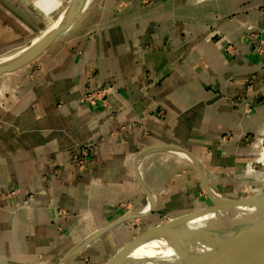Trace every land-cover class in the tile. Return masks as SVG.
I'll use <instances>...</instances> for the list:
<instances>
[{
	"label": "crops",
	"instance_id": "1",
	"mask_svg": "<svg viewBox=\"0 0 264 264\" xmlns=\"http://www.w3.org/2000/svg\"><path fill=\"white\" fill-rule=\"evenodd\" d=\"M13 1L0 0L3 43ZM87 2L39 57L0 75V264H60L128 216L66 263L108 264L212 207L209 190L241 199L264 185V0ZM216 223L173 247L172 264L234 227ZM156 241L134 251L140 264Z\"/></svg>",
	"mask_w": 264,
	"mask_h": 264
},
{
	"label": "water",
	"instance_id": "2",
	"mask_svg": "<svg viewBox=\"0 0 264 264\" xmlns=\"http://www.w3.org/2000/svg\"><path fill=\"white\" fill-rule=\"evenodd\" d=\"M87 3V0H70L67 9V18L64 22L55 27L53 30L49 31L47 34L45 33L41 35L35 43L27 44L21 49L16 50L14 52L0 55V75L16 71L21 67L28 65L37 57H39L44 51H46V49H48L54 43V41L60 36V34L69 29L74 24V22L80 17L82 12L84 11ZM179 150L183 151L181 149ZM187 155L194 160L198 167H200L197 162V159L193 155H191L190 153H187ZM209 192L213 201V206L207 209L205 212L201 213L197 217L188 219L180 224L173 225L172 227L168 228L167 230L161 233H156L150 237L144 239H136L132 241L129 245L121 249L117 253V255H115L108 262V264H140L141 259L132 255L134 251H136L140 246L149 243L153 240H163L165 243H168L170 246H173L181 238L190 234L200 233L210 228L214 222H217L220 219L230 217L225 216V213H230L232 215L240 213L257 206L264 201V185L256 193L241 199L216 195L210 190ZM127 219L128 216H124L108 228H105L102 231L90 236L88 239L78 245L74 250L68 253L60 264H66L68 260L73 257V255L77 253L83 246L100 237L111 227H114L121 221Z\"/></svg>",
	"mask_w": 264,
	"mask_h": 264
},
{
	"label": "bare ground",
	"instance_id": "3",
	"mask_svg": "<svg viewBox=\"0 0 264 264\" xmlns=\"http://www.w3.org/2000/svg\"><path fill=\"white\" fill-rule=\"evenodd\" d=\"M52 5V0L45 1V7L50 8ZM65 9L57 21L51 26L45 27L46 29L42 31L41 35L47 34L66 20L68 6ZM39 37L30 44L35 43ZM262 155H264V152ZM260 159L264 160L262 156ZM224 215L230 217L220 219L217 222H231L234 227L230 229V233L225 232L219 238L220 240H216L213 237H210V239L201 238L196 242V245H191L190 248L195 249L201 247L210 248L205 250V254L200 253L194 264L199 262L208 264H264V201L249 210L233 215L230 213H225ZM213 224L218 223L214 222ZM198 234L187 235L173 246L163 240H159L160 242L156 241L144 251L145 260L142 264H172L177 256L183 252L181 249L171 252L172 248L178 246L181 240L188 237L198 238Z\"/></svg>",
	"mask_w": 264,
	"mask_h": 264
},
{
	"label": "rangeland",
	"instance_id": "4",
	"mask_svg": "<svg viewBox=\"0 0 264 264\" xmlns=\"http://www.w3.org/2000/svg\"><path fill=\"white\" fill-rule=\"evenodd\" d=\"M13 3L14 4L12 12L10 14L5 13V15H7V17H9L11 20L9 24H7L6 28L8 31H10L12 40L9 43L0 42V55L14 52L17 47H20L24 44L27 45L30 42L28 40H31L33 38L36 39L37 37H39L42 34L40 32H42L47 27L51 26L59 18L60 14L63 13L65 6L69 3V0H52L53 5L50 8L45 7L44 0H30V3L32 5L31 10L26 7L25 1L21 3L20 0H14ZM2 5L3 4H0V8L4 7ZM25 14H29V16H31L32 14V16H37V14H41L43 15V17H35L37 18L35 25L27 19ZM0 16H4V9L1 10ZM43 25L46 28L44 27V29L37 33L39 30L38 27ZM2 30H4V28ZM262 158H264V155H262ZM261 161L264 162V160ZM224 223L227 226L231 224V222ZM191 249L189 250V253L196 252V249L194 251Z\"/></svg>",
	"mask_w": 264,
	"mask_h": 264
},
{
	"label": "built area",
	"instance_id": "5",
	"mask_svg": "<svg viewBox=\"0 0 264 264\" xmlns=\"http://www.w3.org/2000/svg\"><path fill=\"white\" fill-rule=\"evenodd\" d=\"M91 152H93V148L90 146L84 147L82 153H77L74 155V159L78 160V162L83 166V160L81 155L88 156Z\"/></svg>",
	"mask_w": 264,
	"mask_h": 264
}]
</instances>
